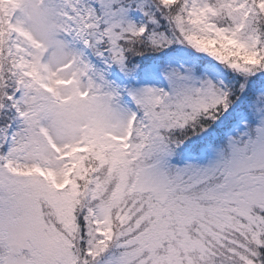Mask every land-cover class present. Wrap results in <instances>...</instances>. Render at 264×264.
<instances>
[{"label":"snow or ice","instance_id":"snow-or-ice-1","mask_svg":"<svg viewBox=\"0 0 264 264\" xmlns=\"http://www.w3.org/2000/svg\"><path fill=\"white\" fill-rule=\"evenodd\" d=\"M0 264H264V0H0Z\"/></svg>","mask_w":264,"mask_h":264}]
</instances>
